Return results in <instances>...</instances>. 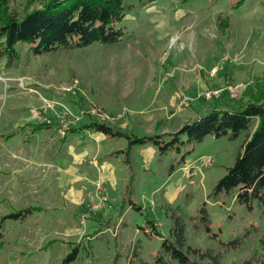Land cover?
Segmentation results:
<instances>
[{
  "label": "rangeland",
  "instance_id": "374dc122",
  "mask_svg": "<svg viewBox=\"0 0 264 264\" xmlns=\"http://www.w3.org/2000/svg\"><path fill=\"white\" fill-rule=\"evenodd\" d=\"M238 1L125 0L118 43L39 57L24 43L16 46L18 62L0 59V137L20 123L58 125L27 144L0 141V264H61L75 247L72 264H180L162 251L177 227L193 262L264 264V206L250 210L235 193L213 194L245 133L182 142L163 155L154 145L135 147L128 166L106 158L126 141L106 143L104 135L71 136L59 152L65 129L91 118L142 137L162 134L166 123L193 122L221 102L247 101L255 80L264 79V0L235 8ZM27 2L12 5L23 14ZM184 95L189 103L181 107ZM157 116L163 125H153ZM34 205L50 210L24 223L4 219ZM147 213L159 237L143 231Z\"/></svg>",
  "mask_w": 264,
  "mask_h": 264
},
{
  "label": "trees",
  "instance_id": "16d2710c",
  "mask_svg": "<svg viewBox=\"0 0 264 264\" xmlns=\"http://www.w3.org/2000/svg\"><path fill=\"white\" fill-rule=\"evenodd\" d=\"M14 1L0 0V59L7 57V66L11 62H18V44H29L33 56L39 57L61 50L82 49L96 42L111 45L120 42L124 37V31L119 29V24L126 16L125 0H29L23 14L12 5ZM138 1L147 3L155 0ZM245 1L239 0L235 8H239ZM39 2L42 3L40 7L33 8ZM50 124L52 122H42L34 131H40ZM85 128L100 132L110 140H125L127 147L111 155L112 158L121 157L125 164L131 162V153L135 147L154 145L158 147L160 155H163L178 148L177 144L182 142L200 144L210 136L236 140L245 133L242 151L229 167L228 173L217 182L213 194L235 193L236 200L250 210L255 203L264 206V79L255 80L247 101L242 104H233L229 100L221 102L193 122H186L176 133L140 137L99 121L85 125L81 130ZM72 129L71 126L65 129V137ZM185 162L183 158L179 164ZM175 167L173 163L170 171ZM131 194L132 190L129 188L128 203L137 208L138 205L131 200ZM38 211L42 209L29 207L16 210L4 219L24 223ZM201 215L207 222L205 204ZM145 217L147 220L143 231L159 237V225L150 214L147 213ZM175 230L174 241L163 242V253L177 259L180 264H200L193 262L184 252L186 240L183 228L177 227ZM188 250L196 252L191 247ZM77 256L78 248L75 247L61 264H72ZM159 258L158 262L163 263V257ZM130 264H134V260Z\"/></svg>",
  "mask_w": 264,
  "mask_h": 264
},
{
  "label": "crops",
  "instance_id": "0c3cea01",
  "mask_svg": "<svg viewBox=\"0 0 264 264\" xmlns=\"http://www.w3.org/2000/svg\"><path fill=\"white\" fill-rule=\"evenodd\" d=\"M47 55H52V54H47ZM154 80H158L157 78H153L152 79V81H154ZM144 90V89H143ZM153 99H155V98H153ZM217 105V104H216ZM216 105H213V106H216ZM213 106L211 107V108H213ZM175 118H170L168 121H170V120H173L174 119V121H177L176 119H177V117H176V115L174 116ZM161 118H163L162 116H161ZM165 118V117H164ZM153 120H152V123H154L153 125H155L156 126V124L157 125H161L160 124V120H159V117L157 116L156 118H152ZM51 120V119H50ZM52 121V123L53 124H50L49 126H47V127H43L40 131H34V129L36 128V127H38V125H35V124H30V123H28V124H26V125H24L23 127H20V125L21 124H24V123H20L18 126V130L17 131H12L11 133H9V134H2L1 135V137H0V141H3V142H12V140H16L17 138H24L25 139V141H24V143H28V142H31L32 140H33V138L36 136V135H38V134H41V132H48V133H50L51 131H55V130H57L58 129V125H57V122H55L56 124V127L55 128H53L52 127V125H54V121L53 120H51ZM92 122H97V120H95L94 118H91L90 119V121L88 122V123H84V125H82V126H80V127H75V126H73V129L72 130H78V131H72V130H70V132L66 135V137L64 136V137H62L61 139H60V142H59V147H60V150H59V152L60 153H62V151H63V149H64V147L66 146V145H68L69 144V142H70V137L71 136H75V135H82V134H84V133H92V134H95V135H104V134H102V133H97V132H95V131H93V130H88L87 128H85L84 130H81L82 128H84V126L85 125H88V124H91ZM136 122H139V121H136ZM145 122H147V121H145ZM173 122V121H172ZM186 122H188V121H185V123ZM148 123V122H147ZM166 123V122H165ZM179 123H181V121L179 120L178 121V124ZM185 123L182 125V124H180V125H182V126H179V127H177V128H175V129H172V128H174V127H172L173 125H169L168 123H166V124H162L163 125V127H165L164 129H162L163 131V133H176V132H178L179 130H181V128L185 125ZM149 124V123H148ZM54 125V126H55ZM109 125V124H108ZM109 126H111V125H109ZM176 126V125H175ZM112 128H115V129H118V130H121V131H128V130H125V129H123L122 128V126L120 127V126H111ZM170 127V129L171 130H169V129H167V128H169ZM128 132H130V133H133L132 131H128ZM135 134V133H134ZM136 135V134H135ZM145 135H154V134H145ZM24 136H26V137H24ZM105 136V135H104ZM106 137V140H107V142L106 143H113V141H115V140H119V141H121V140H123V139H113V140H110L107 136H105ZM125 141V140H124ZM134 149V148H133ZM120 150H122V149H120ZM116 151H118V150H114V151H112V152H110L109 154H107V156H106V158L107 159H114V158H116V157H114V158H112L111 157V155L114 153V152H116ZM133 151V150H132ZM131 155H132V153H131ZM116 159H119V160H121V162L122 163H124V161L122 160V158L121 157H118V158H116ZM130 159H131V157H130ZM131 162H132V159H131ZM131 162L129 163V164H126L127 166L128 165H131ZM125 164V163H124ZM191 165H188V166H186V168H185V170L186 169H191L192 167H190ZM175 169H176V167L172 170V171H170V173L172 174V172L173 171H175ZM132 182H133V180H135V177H132ZM106 181V180H105ZM132 182H131V184H132ZM130 185V184H129ZM128 185V186H129ZM52 190H54V188L52 189ZM30 207H37V208H41L42 209V211H38V212H36V213H34L31 217H33V216H36V215H42L44 212H47V211H49L50 210V208H48V207H45L44 205L43 206H36V205H34V206H30ZM26 209H28V208H26ZM21 210H24V209H21ZM30 217V218H31ZM29 218V219H30ZM29 219H28V221H29ZM27 221V222H28ZM21 223V222H20Z\"/></svg>",
  "mask_w": 264,
  "mask_h": 264
},
{
  "label": "built area",
  "instance_id": "2783aa9c",
  "mask_svg": "<svg viewBox=\"0 0 264 264\" xmlns=\"http://www.w3.org/2000/svg\"><path fill=\"white\" fill-rule=\"evenodd\" d=\"M216 72H217V70H216L215 68L212 69L211 75H215ZM233 92H234V91H233ZM206 96H207L208 98H210V97L213 96V93H207ZM181 100H182V102H181V104H180L181 107H184L185 105H187V104L189 103V98H188L187 96H185V95L181 98ZM65 128H67V127H64V129H65ZM62 132H63V131H62Z\"/></svg>",
  "mask_w": 264,
  "mask_h": 264
}]
</instances>
